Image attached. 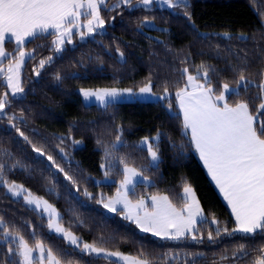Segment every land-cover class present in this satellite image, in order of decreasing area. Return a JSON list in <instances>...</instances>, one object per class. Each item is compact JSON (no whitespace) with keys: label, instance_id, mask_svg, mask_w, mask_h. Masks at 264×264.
Listing matches in <instances>:
<instances>
[{"label":"trees","instance_id":"trees-1","mask_svg":"<svg viewBox=\"0 0 264 264\" xmlns=\"http://www.w3.org/2000/svg\"><path fill=\"white\" fill-rule=\"evenodd\" d=\"M116 3L119 0H107L101 8L105 30L66 46L60 53L54 51L53 34L26 41L24 48L31 55L23 69V95L12 97L6 113L0 115L3 181L22 184L54 204L65 228L82 242L146 258L150 264H193L194 254L195 264H252L260 255L257 250L264 247V234H221L212 241L207 239L208 230L215 236L216 226L210 223L213 218L229 229L235 227V219L201 162L190 132L184 130L176 92L185 86L189 73L204 83L202 73L207 70L218 95L222 84L236 86L238 73L244 70L250 83L239 96L228 95V103L234 106L246 101L257 115L262 95L260 73L264 70V0H187L186 9L174 10L134 3L131 9L121 6L113 11ZM144 17L156 26H141ZM6 47L11 53L5 63L14 60L19 51L11 42ZM49 57L51 62H47ZM41 60L46 61L43 68H39ZM148 82L163 99L101 106L85 104L79 91L82 87L138 89ZM6 90L0 79V96ZM258 118L264 121V112ZM157 134L159 140L153 141V147L160 155L158 167L151 164L146 147L139 143ZM125 165L151 179L150 184H136L130 192L134 200L166 194L182 207L186 204L185 185L193 187L209 221L198 223L203 239L199 234L197 240L190 235L163 239L141 231L124 219L122 211L107 212L101 198L105 200L118 190ZM85 190L91 196L85 195ZM0 217L13 235L23 236L32 247L42 242L64 264H122L82 252L51 232L47 216L42 218L41 212L9 193L3 183ZM240 244L246 245L247 255L233 257ZM9 246L14 249L11 256ZM16 247L12 238L0 242V264L20 260ZM224 256L228 258L221 259Z\"/></svg>","mask_w":264,"mask_h":264},{"label":"snow or ice","instance_id":"snow-or-ice-1","mask_svg":"<svg viewBox=\"0 0 264 264\" xmlns=\"http://www.w3.org/2000/svg\"><path fill=\"white\" fill-rule=\"evenodd\" d=\"M134 3L147 8L154 3L161 6H167L170 9L187 8V0H119V3L112 9L115 11L121 6H127L129 9L134 7ZM101 5L106 6V0H0V61L9 58V53L5 50V43L8 40H14L19 47L15 57V64H9L7 69L0 68V73H5L8 87L11 88V94L15 96L22 93L24 89L20 85L19 71L24 63L26 56L31 55L24 50V45L29 38H37L49 30H54L52 34L55 39L52 41L54 51H63L65 41L71 42V35L74 28H87V33L92 34L95 29L103 28L105 20L101 17ZM87 9L85 13L82 11ZM185 15L188 13L185 11ZM87 17V24H81V17ZM112 19H115L114 17ZM190 19V17H189ZM151 21L144 17L142 25H147ZM84 32H80L81 39L84 38ZM123 53L120 56L123 57ZM18 57V58H17ZM51 57L47 62H51ZM46 61L41 60L39 68L45 66ZM187 73V69H184ZM39 75V71H36ZM261 83L259 89L260 103L256 109L257 115L253 114L249 103L239 101L234 106L228 103V95L239 96L241 90H246L250 83L244 70L238 73L236 88L230 87L228 83L222 84V90L217 95L211 86V80L208 71L202 73L203 84H197V77L188 75L187 83L183 88L176 92V98L179 101V107L183 113V127L185 132L190 130L191 141L195 149L203 160L213 181L222 193L224 199L231 208L235 218V227H221L220 222L213 218L210 223L214 224L215 236L212 230H208L207 239L214 240L221 234L232 236L235 233H242L245 236H255L264 234V121H260L258 114L264 112V70L260 73ZM60 79L58 75L56 77ZM191 87V91L188 88ZM132 94L131 89L124 90ZM140 93H151V85H146L139 89ZM81 93L86 101H99L103 105H108L117 97L123 95L120 90L99 89L87 90L81 89ZM8 93L0 96V112H3L9 104ZM169 95L165 89V96ZM171 104L169 103V108ZM15 117H9L13 120ZM15 127V125H12ZM19 132V129H17ZM27 141L28 137L23 132H19ZM119 140V137H117ZM155 140H159L157 134ZM29 143H31L29 141ZM79 143V141H74ZM142 144L146 146L147 152L153 163L158 162L160 157L157 150L153 148V142L147 137ZM34 151L43 155L39 148L33 146ZM48 160L55 163L51 156ZM158 167V164H156ZM59 167V166H57ZM5 165L0 163V181H2L9 193L15 197H22L29 206H34V210H42L47 213L48 228L62 235L69 244L80 247L79 239L70 232L60 227L58 221L61 218L54 207L41 198L34 197L31 192L23 185L8 183L3 181ZM63 172L64 169L60 168ZM108 173H105L107 175ZM67 179L72 178L67 176ZM142 176V173L136 168L124 167V179L120 182V190L113 200L104 203V207L109 211H116V205H122L125 212L124 219L131 220L143 232H151L155 236L163 239L179 240L182 237L190 235L193 240L203 239L200 233L198 223H208L207 217L203 215L199 201L195 196L194 190L189 185H185L184 194L186 207L177 210L167 196H152L153 211H148L147 204L143 198L132 203L128 199L129 186H134L135 178ZM75 183V181H73ZM85 195L91 196L85 190ZM103 203V198H101ZM0 227L4 229L5 240L9 236L17 244L15 253L21 258L19 261L12 260L10 264H61V261L52 253L51 248H45L42 242L37 241L35 248L29 247L23 236L13 235L0 217ZM8 254L11 256L14 249L9 246ZM82 251L88 254L95 253L100 255L103 249L96 248L93 245L84 243ZM260 255L252 264H264V247L257 250ZM38 252V258L34 255ZM108 256H116L126 262V264H148V261L135 260L123 256L118 252L106 253ZM195 255L193 264H195ZM247 255L246 245L240 244L233 250L232 256L238 257ZM227 256L221 259H227Z\"/></svg>","mask_w":264,"mask_h":264},{"label":"rangeland","instance_id":"rangeland-1","mask_svg":"<svg viewBox=\"0 0 264 264\" xmlns=\"http://www.w3.org/2000/svg\"><path fill=\"white\" fill-rule=\"evenodd\" d=\"M116 4H117V3H116ZM154 4H156V3H154ZM154 4H153V5H154ZM106 5H107V0H106ZM153 5H150V6H148V7H152ZM156 5H158L159 7H162V8H168L167 6H161V5H159V4H156ZM103 6H105V5H102L101 8H102ZM111 6H113V5H111ZM101 8H100V14H101V17L103 18L102 13H101ZM169 9H170V8H169ZM173 10H174V9H173ZM85 13H86V12H85ZM103 19H104V18H103ZM104 20H105V19H104ZM148 25H151V26H154V27L156 26V25L154 24L153 21H151ZM105 27H106V21H105V25H104V27L101 28L100 30H105ZM71 44H72V43H71ZM63 46H64V45H63ZM24 50H25L26 52H28V53H31V52H29V51L26 50V49H24ZM58 53H60V52H58ZM120 53H121V52H120ZM119 55H120V54H119ZM29 57H30V55L25 57V59H24V63L22 64V66H21V68H20V71H19L20 85H21V87H22V79H23V69H24V66H25L26 60H27ZM17 58H18V57H17ZM120 58L123 59V58H124V55H123V57L120 56ZM4 60H5V59H4ZM4 60L0 61V68H4L5 70L7 69V67L9 66V64H15V62H16L15 59H14V60H11L10 62H7V63H5ZM188 75H191V74L189 73ZM0 79L2 80L3 83H5V84L7 85V90H6L5 92H7V93L9 94V95H8V100H9V101H10V99H11L12 97H19V96H22V95H23V92H22V93H17L15 96H13V95L11 94L12 90H11V88L8 87V83H7V79H6V71H5V73H0ZM195 83H197V84H203V81L200 80V79H197V80L195 81ZM149 84L151 85V88H152V84H151V82H148V83L144 84L142 87H144V86H146V85H149ZM230 87H232V88H236V86H231V85H230ZM22 88H23V87H22ZM112 88H115V89H117V90H120V91L123 93V95L117 97L115 100H113V101H111V102H117V101H133V100H138V99H139V100L148 101V100H161V99L164 98V95H163V94L156 93V92H154L153 90H152L151 93H143V94H142V93L139 92V89H140L141 87L138 88V89H135V88H132V87H99V88L82 87V88L79 89V91H80V93H81V89H87V90H93V91H95V90H99V89H112ZM127 89H131V90H132V94H131V95L124 91V90H127ZM5 92H4V93H5ZM4 93H3V94H4ZM3 94H2V95H3ZM81 96H82V99H83V101H84L85 104H98V105L104 106V105L101 104L99 101H96L94 98H93L92 100H88V101H86V100L84 99L82 93H81ZM5 113H6V107H5V109H4L3 112H0V115H3V114H5ZM189 132H190V131H189ZM156 136H157V135L153 136L152 138H150V137H147V138L149 139V141H152V142H153V141H156V140H155ZM143 140H144V138H142V139L140 140L139 143H140L141 146L146 147L145 145L142 144V141H143ZM153 148L155 149V147H153ZM155 150H156V149H155ZM157 152H158V151H157ZM158 155H159V153H158ZM159 157H160V155H159ZM150 159H151V158H150ZM158 162H159V161H158ZM158 162L153 163V162L151 161V164H152V165H156V164H158ZM127 166H128V167L136 168V167H134V166H130V165H127ZM124 167H125V166H124ZM136 169H137V168H136ZM137 170H138V169H137ZM138 171H139V170H138ZM106 180H109V179L105 178L104 181H106ZM141 182H146V183L150 184V183H151V179H150L149 177L145 176L144 174H142V176H138V177L135 178V184H134V186H132V185L129 186V189H130V190H129V192H128V199L131 200L132 203H136L137 200L132 199V197H131V195H130V192L133 191V190L135 189L136 184L141 183ZM2 183H3V182L0 181V184H2ZM8 183L19 184V183H16V182H8ZM3 184H4V183H3ZM19 185H22V184H19ZM23 187H24L25 189H27L29 192H31L26 186L23 185ZM6 188H7V187H6ZM191 188L194 190L193 187H191ZM118 190H120V185H119ZM118 190H117L112 196H109L107 199L103 200V203H102V204L104 205V203H108L109 200H113V199H115L116 196H117V192H118ZM31 193H32V192H31ZM194 193H195L196 198H197L198 201H199V205H201V204H200V200H199V198H198V196H197L195 190H194ZM32 195H33L34 197H38V198H41L42 200L47 201L48 204L52 205V206L54 207V209H55V210L59 213V215H60L59 210L57 209V207H56L54 204H52L51 202H49L48 200H46V199L43 198V197H40V196H38V195H35L34 193H32ZM183 195H184V197H185L184 191H183ZM152 196H167L168 199H170L169 196L166 195V194H155V195H150V196H147V197H143V199H151ZM16 198H22V197H16ZM22 199H23V198H22ZM151 205H152V204H151ZM32 207L34 208V206H32ZM115 207H116V211H109V209H107V208H105V207H104V208H105V210H106L107 212H110V213H116V212H118V211H122V214L125 215V212L122 210V205L117 204ZM38 211H39V212H42V210H38ZM43 214L47 216V213H43ZM58 223H59L60 227H62L63 229H65L67 232L72 233L73 235H75V236L79 239V241H80V247H76V246H75V247L78 248L80 251H82L83 244H84V243H87V242H82L81 238H80L75 232H72V231L66 229L65 226L63 225V223L60 221V219H59ZM49 230H50V229H49ZM50 231H51V230H50ZM3 232H4L3 228L0 227V242H5V241H6L5 238H4ZM51 232H53V231H51ZM54 233H55V232H54ZM55 234H57V235H59V236H62V235L59 234V233H55ZM14 235H17V234H14ZM10 238H12V237L9 236V237L7 238V240L10 239ZM66 241H67V240H66ZM67 242H68V241H67ZM87 244L93 245V246L96 247V248H100V249H103V250H104V252H102L100 255H97V254H95V253H92V254H94V255H96V256H104V257L109 258V259H114V260H116V261H118V262H120V263H122V264H126V262H125L124 260H122L121 258H119V257H116V256H108V255H106V253L118 252V253L123 254V256L130 257V258L135 259V260L148 261V264H150V261L147 260L146 258H142V257H139V256L131 255V254H128V253H125V252H122V251L107 250V249H104V248H102V247L96 246L95 244H92V243H87ZM43 245H44V244H43ZM73 246H74V245H73ZM29 247H32V246L29 245ZM44 247L47 248L45 245H44ZM33 248H35V247H33ZM82 252H85V251H82ZM34 255H36L37 258H38V252H34ZM20 259H21V258H20ZM45 264H47V261H45ZM61 264H64V263L61 262Z\"/></svg>","mask_w":264,"mask_h":264},{"label":"crops","instance_id":"crops-1","mask_svg":"<svg viewBox=\"0 0 264 264\" xmlns=\"http://www.w3.org/2000/svg\"><path fill=\"white\" fill-rule=\"evenodd\" d=\"M102 6V5H101ZM82 11H84V12H87V9H83ZM81 24H84V25H86L87 24V17L86 16H82L81 17ZM100 29L101 28H97V29H95V31L92 33V34H88L87 33V28L86 27H84V28H74L73 29V32H72V35H71V42H69V41H65V43H64V46H63V48H65L66 46H68V45H72V44H74V43H76L77 41H82V40H85V39H87L88 37H90V36H92V35H94L96 32H98V31H100ZM81 31H83L84 32V38L83 39H81V36H80V32ZM54 32V30H49V32H48V34L50 33V34H52ZM56 37H55V35L53 34V40L55 39ZM30 39V38H29ZM28 39V40H29ZM8 42H11V43H13L14 45H15V47L16 48H18V46L16 45V43L14 42V40H8V41H6V43H8ZM6 43H5V50L9 53V55H10V51L7 49V47H6ZM72 43V44H71ZM25 49V48H24ZM27 50V49H26ZM29 51V50H28ZM30 52V51H29ZM18 53V52H17ZM5 61V60H4ZM192 89H189L188 91H191ZM190 131V130H189ZM197 151V150H196ZM198 153V152H197ZM198 155H199V153H198ZM199 158H200V155H199ZM200 160H201V162L203 163V160L200 158ZM203 165H204V163H203ZM204 167H205V169H206V171H207V173H208V175L210 176V178H211V180H212V182L214 183V185H215V187H216V189L218 190V192H219V194L221 195V197L223 198V200L225 201V203L227 204V206L229 207V209H230V211H231V208H230V206L228 205V203H227V201L224 199V197H223V195H222V193L219 191V189H218V187L216 186V184H215V182L213 181V179H212V177H211V175L209 174V172H208V170H207V168H206V166L204 165ZM139 200V199H138ZM145 200V202H146V204H147V208H148V211H153V206L151 205L152 204V201H151V199H144ZM170 200V199H169ZM170 202L172 203V201L170 200ZM201 204V203H200ZM172 205L177 209V210H181V209H184L185 207H186V204L184 205V206H182V207H178V206H176L175 204H173L172 203ZM200 208L203 210V208H202V206L200 205ZM231 213H232V211H231ZM124 215V214H123ZM203 215L205 216V212H204V210H203ZM233 215V214H232ZM234 217V216H233ZM235 219V218H234ZM149 233H151V232H149ZM152 234V233H151ZM159 237V236H158ZM183 238V237H182Z\"/></svg>","mask_w":264,"mask_h":264}]
</instances>
